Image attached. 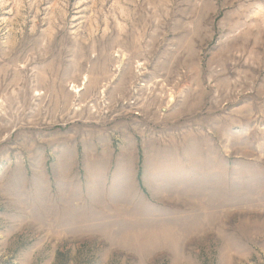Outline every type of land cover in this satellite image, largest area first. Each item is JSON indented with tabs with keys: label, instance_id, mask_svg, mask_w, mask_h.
Returning <instances> with one entry per match:
<instances>
[{
	"label": "rangeland",
	"instance_id": "rangeland-1",
	"mask_svg": "<svg viewBox=\"0 0 264 264\" xmlns=\"http://www.w3.org/2000/svg\"><path fill=\"white\" fill-rule=\"evenodd\" d=\"M0 264H264V0H0Z\"/></svg>",
	"mask_w": 264,
	"mask_h": 264
}]
</instances>
